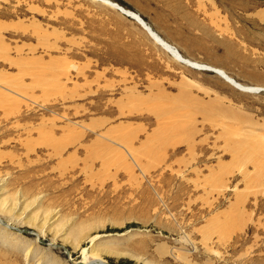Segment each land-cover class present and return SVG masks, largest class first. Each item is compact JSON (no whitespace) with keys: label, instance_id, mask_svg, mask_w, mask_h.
<instances>
[{"label":"rangeland","instance_id":"374dc122","mask_svg":"<svg viewBox=\"0 0 264 264\" xmlns=\"http://www.w3.org/2000/svg\"><path fill=\"white\" fill-rule=\"evenodd\" d=\"M110 1L248 89L99 2L0 0V264H264V0Z\"/></svg>","mask_w":264,"mask_h":264},{"label":"bare ground","instance_id":"6f19581e","mask_svg":"<svg viewBox=\"0 0 264 264\" xmlns=\"http://www.w3.org/2000/svg\"><path fill=\"white\" fill-rule=\"evenodd\" d=\"M93 1L99 2L113 10L119 11L120 13L127 16L128 18L136 21L147 32L149 37L177 62L184 64L190 68L196 69V70H204V71L213 72L219 75L221 78H223L226 82H228L229 84L237 88L244 89L245 91L246 89H248L242 86L241 84H239L238 82H236L229 75H227V73L224 70L211 68L209 66H206V65H203L198 62H194L190 59L185 58L176 47L167 43L160 35H158L155 31H153V29L138 14L121 7L120 5L110 0H93ZM96 264H103V263L98 261Z\"/></svg>","mask_w":264,"mask_h":264},{"label":"crops","instance_id":"0c3cea01","mask_svg":"<svg viewBox=\"0 0 264 264\" xmlns=\"http://www.w3.org/2000/svg\"><path fill=\"white\" fill-rule=\"evenodd\" d=\"M170 42H172V43H174V44H176L177 45V47H178V45H181V39H180V37L178 38L176 35H174V36H172L170 39ZM173 44V45H174ZM175 45V46H176ZM179 48V47H178ZM180 49V48H179Z\"/></svg>","mask_w":264,"mask_h":264},{"label":"water","instance_id":"95a60500","mask_svg":"<svg viewBox=\"0 0 264 264\" xmlns=\"http://www.w3.org/2000/svg\"><path fill=\"white\" fill-rule=\"evenodd\" d=\"M94 264H96V263H94Z\"/></svg>","mask_w":264,"mask_h":264}]
</instances>
